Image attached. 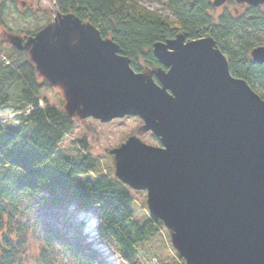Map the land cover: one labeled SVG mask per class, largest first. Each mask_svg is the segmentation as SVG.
Listing matches in <instances>:
<instances>
[{"label":"water","instance_id":"95a60500","mask_svg":"<svg viewBox=\"0 0 264 264\" xmlns=\"http://www.w3.org/2000/svg\"><path fill=\"white\" fill-rule=\"evenodd\" d=\"M56 10L54 23L10 42L63 87L70 117L139 116L159 139L152 146L130 136L112 149L115 176L147 191L149 211L171 231L179 256L186 264H264V99L232 75L216 40L178 34L157 42L161 66L137 72L113 39ZM251 56L264 63V45Z\"/></svg>","mask_w":264,"mask_h":264},{"label":"trees","instance_id":"16d2710c","mask_svg":"<svg viewBox=\"0 0 264 264\" xmlns=\"http://www.w3.org/2000/svg\"><path fill=\"white\" fill-rule=\"evenodd\" d=\"M162 3L169 14L143 7L138 0H56L60 12L74 13L103 38L113 39L137 72L144 71L142 61L161 66L153 53L157 42L178 34L187 40L212 36L227 56L232 75L246 80L264 99V63L251 56L264 45V4L226 8L214 16L213 0ZM13 52L19 55L16 61L0 55V111L16 114L13 129L0 124V264H105L82 237L70 241L57 225L36 218L37 200L54 209L66 202L97 208L101 241L123 263L141 264L140 254L164 222L150 215L140 224L128 186L116 176H90L100 172L97 158L61 154L75 120L64 108L41 105L40 91L48 81L29 56L22 57L27 51L13 47ZM152 264L173 263L154 257ZM174 264L186 262L178 258Z\"/></svg>","mask_w":264,"mask_h":264},{"label":"rangeland","instance_id":"374dc122","mask_svg":"<svg viewBox=\"0 0 264 264\" xmlns=\"http://www.w3.org/2000/svg\"><path fill=\"white\" fill-rule=\"evenodd\" d=\"M163 1L165 0H138V3L150 10L169 14ZM226 8L243 10L245 5L235 0H228L225 5L216 7L213 15L219 16ZM56 9V0H0V55L7 59L13 57L14 61L18 60L19 55L13 52L10 35L21 36L25 42L28 37L54 23L57 17ZM30 13L33 16L25 18ZM25 56L30 57L29 52H23L22 57ZM142 64L146 73H151L159 67L148 66L145 61H142ZM40 98L42 106L49 104L65 108L64 89L60 84H49L48 82L41 88ZM15 115L11 109L1 110L0 124L5 126L7 123L5 127L13 129L16 126ZM73 118L75 120L74 129L62 141L60 152L70 159H76L80 155L97 158L101 169L98 174H90L93 178L98 175L115 176L116 161L111 151L120 147L130 136L139 137L147 145L161 146V142L153 132L144 129L145 122L139 116L128 115L106 122L94 117L84 118L77 113ZM130 191L134 198L136 220L142 224L152 215L148 208V193L146 190L131 189ZM35 209L36 218L57 225L70 241H74L77 236L82 237L87 245L99 252L103 263L112 264L118 260L121 261L120 257L101 241L99 229L93 228L92 230L90 227L92 224L99 223L97 208L84 209L76 202H66L61 208L54 209L37 200ZM99 246H106L108 252L102 253L100 249H97ZM154 257L173 264L178 263V258H181L172 244L171 231L166 226L161 228L156 239L147 245L146 251L140 254L141 264H152ZM121 264L126 263L121 261Z\"/></svg>","mask_w":264,"mask_h":264},{"label":"bare ground","instance_id":"6f19581e","mask_svg":"<svg viewBox=\"0 0 264 264\" xmlns=\"http://www.w3.org/2000/svg\"><path fill=\"white\" fill-rule=\"evenodd\" d=\"M98 225H99V223H97V224H95V225H91L90 227L92 228V230H93V228L95 229H98ZM90 231H91V229H90ZM97 236V235H96ZM97 249H100L101 250V252L102 253H107L108 252V248L106 247V246H99V247H97ZM111 264V263H110ZM112 264H121V261L120 260H118L116 263H112Z\"/></svg>","mask_w":264,"mask_h":264}]
</instances>
